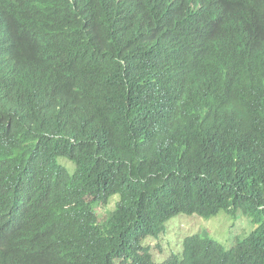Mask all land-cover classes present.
<instances>
[{
    "label": "trees",
    "instance_id": "1",
    "mask_svg": "<svg viewBox=\"0 0 264 264\" xmlns=\"http://www.w3.org/2000/svg\"><path fill=\"white\" fill-rule=\"evenodd\" d=\"M0 264H264V0H0Z\"/></svg>",
    "mask_w": 264,
    "mask_h": 264
},
{
    "label": "rangeland",
    "instance_id": "2",
    "mask_svg": "<svg viewBox=\"0 0 264 264\" xmlns=\"http://www.w3.org/2000/svg\"><path fill=\"white\" fill-rule=\"evenodd\" d=\"M114 203L100 211L102 215L112 209ZM250 219L242 214H220L211 220H202L195 216L180 215L170 220L163 234L156 239L149 238L143 245L150 249L154 261L160 262L170 256L182 255L185 239L194 236H206L231 249L235 244L247 239L254 231Z\"/></svg>",
    "mask_w": 264,
    "mask_h": 264
}]
</instances>
